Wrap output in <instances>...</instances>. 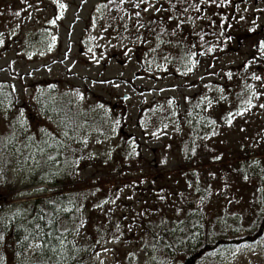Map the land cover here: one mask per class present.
Here are the masks:
<instances>
[{"label": "rangeland", "instance_id": "rangeland-1", "mask_svg": "<svg viewBox=\"0 0 264 264\" xmlns=\"http://www.w3.org/2000/svg\"><path fill=\"white\" fill-rule=\"evenodd\" d=\"M208 1L189 2L206 17ZM233 1L239 37L180 51L168 73L135 22L152 0H0V264H37L8 227L66 176L83 207L60 244L86 263L184 264L202 221L201 264H264V228L231 236L264 219V0ZM109 3L132 9L119 20Z\"/></svg>", "mask_w": 264, "mask_h": 264}, {"label": "trees", "instance_id": "trees-1", "mask_svg": "<svg viewBox=\"0 0 264 264\" xmlns=\"http://www.w3.org/2000/svg\"><path fill=\"white\" fill-rule=\"evenodd\" d=\"M138 4L145 5L146 0H136ZM190 0H184V3L181 0H152V4L156 8L155 17L152 18L151 22L145 26V24L141 23V19H137L135 22L142 28V32L145 36L150 37L148 47H151L152 51H155L156 55L159 56V66L164 71L168 72L171 68L176 66L177 61L179 62V53L180 51H187V53H195L199 55L203 53V49H208L213 46L214 51L217 53H222L226 48L224 46H230L227 44L229 39L238 38L236 30L231 27H235V25L239 24L240 21H236L232 14L229 16L226 15V10L229 9L231 5H233V0H211L209 3V11L206 17L202 14L200 15L199 9L196 11L197 6L191 5ZM117 1L111 2L115 3ZM111 3L108 6V14L114 15L119 20L122 18L124 13L127 14V10L132 9L131 6L127 4H123L125 6L117 7V3L115 8H111ZM186 5V6H185ZM190 6L193 8V14L197 18V20H202V23L205 25L202 26L201 29L195 31V27L193 24H190L191 27H188V23L192 19L186 20L187 17H192L188 15L187 7ZM215 7V9L213 8ZM120 8L122 9V13L119 14ZM186 10V11H184ZM191 10V9H190ZM187 14H185V13ZM199 14V15H198ZM205 17V18H204ZM186 20V21H184ZM239 20V19H238ZM169 24L172 22L177 28L179 22L183 25L181 29H176L174 27L169 28L166 23ZM185 22V23H184ZM171 24V25H172ZM188 24V25H187ZM250 27V26H248ZM229 28V29H228ZM151 52H148V55H151ZM252 73H248V79H250V75ZM246 77V78H247ZM245 81V79H243ZM10 94L11 90L8 91ZM6 92L0 90V101L3 97H5ZM235 95V93H233ZM10 97H14L11 95ZM238 96L235 95V98ZM9 137L8 140H14L16 137V131L11 128L8 131ZM64 150V149H60ZM49 165V163H48ZM67 176L60 182L61 190L60 192H56L50 196H44L43 198L33 199L26 210H24V215L21 217H15L11 221V226L8 227V233L11 236L10 241L13 244V248L15 247V252L23 253L26 250L30 249L34 244L38 243L39 247L34 252V258L36 259L37 264H91L86 263L83 255L78 256L76 251L70 246L64 247L61 246L60 242L64 240L68 233L74 232L76 227H78V218L81 217V210L83 207L82 202H80L77 194L71 192L66 187L70 186V183ZM260 191L261 196V208L264 209V178H261ZM221 190V188H220ZM218 190V191H220ZM4 193L3 188L0 187V194ZM9 193V192H8ZM6 193V195L8 194ZM204 195L198 194L197 200L199 197ZM195 199V198H194ZM68 208L73 209L71 212H68ZM190 211V212H189ZM189 213H194V210L188 209ZM262 214L259 215V218H256L254 224L250 228H255L252 231H248L250 233L247 235V238H241L234 233H231L233 239H237V241L244 240H254L255 238L252 235L254 233L259 232L261 228H264V219L262 218ZM191 217V216H190ZM201 218V217H200ZM51 222V223H49ZM199 227L204 229L199 234L197 230L191 229V233H194L193 239H198V244L191 251H189L188 257L185 259L184 264H201L200 261L196 260V257H201V254H204L210 251V247L212 244L210 242L211 234H205L207 230L203 227L202 221L199 222ZM39 226V227H37ZM249 228V229H250ZM264 231V230H262ZM51 233V235H49ZM230 235V232L227 233ZM251 238V239H250ZM238 242H235L232 245H237ZM177 250L178 246L176 243L174 245ZM174 251V249L172 248ZM192 252V253H191ZM208 254V253H207ZM194 258V259H193Z\"/></svg>", "mask_w": 264, "mask_h": 264}, {"label": "snow or ice", "instance_id": "snow-or-ice-1", "mask_svg": "<svg viewBox=\"0 0 264 264\" xmlns=\"http://www.w3.org/2000/svg\"><path fill=\"white\" fill-rule=\"evenodd\" d=\"M256 79H260L259 77H255ZM261 107H264V105H261ZM238 114H241L242 115V113H238ZM231 116H232V114L231 113H229V123H231ZM213 123H215V122H213ZM49 223H51V222H49ZM37 227H39V226H37ZM49 235H51V233H49ZM37 247H39V245L37 246Z\"/></svg>", "mask_w": 264, "mask_h": 264}]
</instances>
